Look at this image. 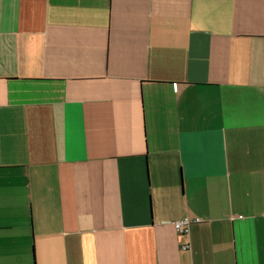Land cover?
Wrapping results in <instances>:
<instances>
[{
	"label": "crops",
	"instance_id": "obj_1",
	"mask_svg": "<svg viewBox=\"0 0 264 264\" xmlns=\"http://www.w3.org/2000/svg\"><path fill=\"white\" fill-rule=\"evenodd\" d=\"M0 264H264V0H0Z\"/></svg>",
	"mask_w": 264,
	"mask_h": 264
},
{
	"label": "built area",
	"instance_id": "obj_2",
	"mask_svg": "<svg viewBox=\"0 0 264 264\" xmlns=\"http://www.w3.org/2000/svg\"><path fill=\"white\" fill-rule=\"evenodd\" d=\"M198 221H199V219H195L194 222H198ZM190 223H191V220L188 219V218L174 220V221L171 222L172 227L174 228L176 233L179 234V235H184V234H186L188 232ZM187 248H188L187 245H182L181 246L182 250H185Z\"/></svg>",
	"mask_w": 264,
	"mask_h": 264
}]
</instances>
